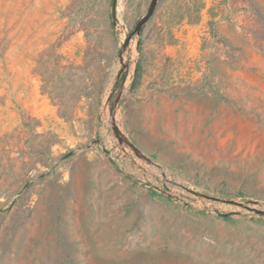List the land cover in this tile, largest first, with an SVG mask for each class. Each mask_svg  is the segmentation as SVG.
<instances>
[{
  "label": "rangeland",
  "instance_id": "1",
  "mask_svg": "<svg viewBox=\"0 0 264 264\" xmlns=\"http://www.w3.org/2000/svg\"><path fill=\"white\" fill-rule=\"evenodd\" d=\"M151 1L0 0V264H264V0Z\"/></svg>",
  "mask_w": 264,
  "mask_h": 264
},
{
  "label": "water",
  "instance_id": "2",
  "mask_svg": "<svg viewBox=\"0 0 264 264\" xmlns=\"http://www.w3.org/2000/svg\"><path fill=\"white\" fill-rule=\"evenodd\" d=\"M158 1L159 0H152L151 3H150V6H149V9L147 11V13L145 14V16L142 18V20H140L134 30V32L129 36V38L127 39L126 41V46L129 45L131 39L133 36H135L136 34L140 33L143 31V29L145 28V26L147 25V23L150 21V19L152 18V16L154 15L155 13V10L157 8V4H158ZM118 137H120V135H117ZM121 138V137H120ZM122 142V140H121ZM187 191L193 193V194H197L196 192L192 191V190H188ZM210 199H213L215 201H220V199H217V198H212V197H208ZM225 202H228V203H233V204H236L235 202H231V201H225ZM246 208L250 209V210H253L255 211L256 213H260V214H264V211H260V210H257V209H254V208H251L250 206H245Z\"/></svg>",
  "mask_w": 264,
  "mask_h": 264
},
{
  "label": "trees",
  "instance_id": "3",
  "mask_svg": "<svg viewBox=\"0 0 264 264\" xmlns=\"http://www.w3.org/2000/svg\"><path fill=\"white\" fill-rule=\"evenodd\" d=\"M140 70H141V66L138 65L137 69H136L134 80H133L132 85H131L132 90H135L137 88V86L139 85V82L141 79Z\"/></svg>",
  "mask_w": 264,
  "mask_h": 264
},
{
  "label": "built area",
  "instance_id": "4",
  "mask_svg": "<svg viewBox=\"0 0 264 264\" xmlns=\"http://www.w3.org/2000/svg\"><path fill=\"white\" fill-rule=\"evenodd\" d=\"M190 190V189H189ZM191 193V192H190ZM198 194V193H197ZM197 194H195V195H197ZM215 201V200H214Z\"/></svg>",
  "mask_w": 264,
  "mask_h": 264
},
{
  "label": "bare ground",
  "instance_id": "5",
  "mask_svg": "<svg viewBox=\"0 0 264 264\" xmlns=\"http://www.w3.org/2000/svg\"><path fill=\"white\" fill-rule=\"evenodd\" d=\"M129 54V53H128Z\"/></svg>",
  "mask_w": 264,
  "mask_h": 264
}]
</instances>
